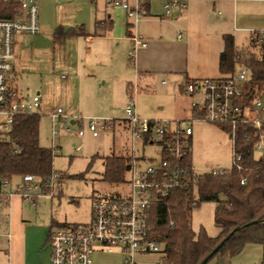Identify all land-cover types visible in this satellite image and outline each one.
<instances>
[{"label": "built area", "instance_id": "1", "mask_svg": "<svg viewBox=\"0 0 264 264\" xmlns=\"http://www.w3.org/2000/svg\"><path fill=\"white\" fill-rule=\"evenodd\" d=\"M12 1V0H3ZM20 8L13 20H0V132L10 133L16 118L39 114L42 99L40 93L23 95L10 82L13 73L14 35L26 32L39 34V10L37 0H17ZM152 0H105L106 11L121 9L126 13L131 26L136 28L144 17V7ZM188 0H163L165 16L174 10L183 12ZM181 38V35H179ZM135 59L137 51L148 46L140 34L130 38ZM92 43V39H88ZM250 50L259 59H264V31H250ZM250 72L244 66L227 76L216 79L185 80L181 85L187 101L175 109L174 118L150 119L137 112V102L131 96L124 108L125 119L86 118L87 129L78 132L82 137L88 131L94 138L101 132L113 129L116 124L126 125L130 132L131 154L127 193L95 198L92 201V218L85 225L51 229L50 264H93L95 251H120L124 264H139L140 256L161 253L163 244L155 237L151 224L153 203L166 199L177 189L190 187L192 178L184 162L192 156L191 147L194 124L211 123L230 129L232 144V167L241 169V155L236 152V133L239 125H252L259 134L255 145L256 155H264V94L242 105L244 87ZM165 85L166 80L162 79ZM136 88V87H135ZM134 88V90H135ZM52 141L59 134L58 124L65 133L70 131L67 117L62 110L50 116ZM60 129V128H59ZM152 146L156 150L151 157L137 154V144ZM145 151V149H144ZM193 162V159H192ZM192 171L196 174V168ZM214 175L224 170H207ZM59 173L40 179L33 175L22 176L18 181L0 183V226L2 215L8 212L14 197L36 203L52 196ZM244 184V181H242ZM1 236V233H0ZM7 238L10 235H6Z\"/></svg>", "mask_w": 264, "mask_h": 264}, {"label": "rangeland", "instance_id": "2", "mask_svg": "<svg viewBox=\"0 0 264 264\" xmlns=\"http://www.w3.org/2000/svg\"><path fill=\"white\" fill-rule=\"evenodd\" d=\"M70 1H73V5H70ZM251 1L241 4L238 10L240 23L235 24L233 16H229L230 33L234 31L235 26L243 29L236 34H238L239 48L245 51L250 49L247 45L250 32H246V29L264 31V0ZM85 3H89L88 7L91 5V10L94 11L95 4L101 9L105 0H52L54 5L51 7V12L52 15L57 13L58 16H64L65 13L67 16L77 15L86 12ZM151 7L152 11L161 12L159 2L151 1ZM72 53L73 51L66 46L36 47L34 35L26 32L14 35V71L10 76V82L23 95L40 93L42 99L39 111L40 144L54 151L53 170L59 173L60 179L55 184L52 196L40 199L36 207L34 203L14 197L8 213L4 215L9 222L5 228L6 232H10L14 237L15 233H22L24 226L29 225L28 243H36L42 236L47 235L45 248L49 251L50 246L47 241L51 228L85 225L92 218L93 199L116 196L129 190L126 182L130 174L127 171L124 181L119 184L104 181L103 174L106 158L130 156V132L122 131L118 124L113 129L101 132L97 138L87 131L80 137L78 132L82 127L87 129L86 118L114 119L117 122L123 120L124 108L131 97L119 87L118 82L116 84L112 80H107L105 83L102 79L106 76L103 69L88 66L84 72L82 64L78 74L80 76L84 74V77L78 86L86 90L89 102L71 97L76 72L68 67L67 61L72 57ZM75 53H78L81 61L87 56L88 50L80 46ZM93 70L95 73L91 72ZM152 88L156 92L155 95L147 92L148 96L147 93H142L136 97L138 113L151 119L170 116L173 106L172 93L168 88L161 86L157 79ZM177 101L183 103V100ZM58 110H62L63 115L67 117L70 131L65 133L58 124L59 134L52 141V124L49 116ZM155 150V147H143L141 143L137 144L138 156L143 154L151 157ZM191 152L196 172L200 175L207 173V170L228 171L232 168L231 140L229 135L217 125L194 124ZM215 210L216 203L205 202L193 212L192 227L196 233L203 229L212 238L219 235L220 229L215 223ZM9 250L11 251V247ZM161 258V253L140 256L139 264H159ZM92 259L93 264H124V256L120 251H95ZM8 262L9 255L0 253V264H8ZM216 262L217 259L214 258L208 264H216ZM231 264H264V248L260 245L248 244L232 258Z\"/></svg>", "mask_w": 264, "mask_h": 264}, {"label": "crops", "instance_id": "3", "mask_svg": "<svg viewBox=\"0 0 264 264\" xmlns=\"http://www.w3.org/2000/svg\"><path fill=\"white\" fill-rule=\"evenodd\" d=\"M154 1L160 3L161 12L152 11L150 1L144 7L143 19L136 28H133L123 10L108 12L105 4L101 9L95 4L93 11L91 5L88 7L89 3H85L86 12L58 16L57 13L52 15L51 7L54 5L52 0H37L39 34L34 35V45L36 47L51 45L55 48L66 46L73 51L67 64L76 72L71 95L74 99L78 98L84 102L88 100L86 90L78 86L84 77V74L83 76L78 74L81 64L84 72L88 66L100 67L106 75L102 78L105 83L107 80H112L116 84L118 82L119 87L135 99L142 93L151 92V95H155L152 85L157 79L158 83L168 88L173 95L171 114L165 118H174L179 103L177 100L187 101L181 91V85L185 80L221 77L219 58L224 49L223 37L233 36L235 47L241 50L237 44L236 32L243 29L235 26V32L230 33L229 16H233L235 24L240 23L238 10L241 4L252 1L188 0L186 10L183 12L174 10V15L172 13L169 17L165 16L163 0ZM70 5H73V1H70ZM251 30L253 29H246V32ZM135 33L143 36L148 46L137 51L135 59H132L134 50L130 38ZM89 38L92 39L91 44ZM247 45L250 46V37ZM80 46L88 50L87 56L81 61L78 53H75ZM91 72L95 73L94 70ZM162 79L166 80L165 85L161 84ZM146 95L148 96V93ZM119 128L122 131L128 130L126 125L122 124ZM193 140L194 134L192 145ZM4 215L0 226V253L9 255L8 264H50V251L45 248L47 235L42 236L36 243L29 244L30 226L25 225L22 233H15L12 237L10 232H6L5 227L9 222ZM6 235L10 237L7 238Z\"/></svg>", "mask_w": 264, "mask_h": 264}, {"label": "trees", "instance_id": "4", "mask_svg": "<svg viewBox=\"0 0 264 264\" xmlns=\"http://www.w3.org/2000/svg\"><path fill=\"white\" fill-rule=\"evenodd\" d=\"M19 8L17 0H0V20L15 19ZM223 41L219 72L227 76L239 66L249 70L250 79L241 101L242 105L249 104L264 94V59L257 58L250 49L238 50L231 35H225ZM40 122V114L21 116L14 121L10 133L0 134V183L25 175L40 179L51 176L55 155L40 144ZM219 127L230 135L228 127ZM258 140L254 126L239 125L236 152L241 155V169L232 167L223 174H196L192 171V156L186 159L184 166L193 180L190 187L173 191L166 199L154 202L151 209L155 237L163 244L159 264H200L237 228L240 229L213 256L216 264H231L248 244L264 248V155L257 157L255 153ZM129 163L128 157L106 158L103 180L122 183ZM205 202L216 203L215 223L220 233L215 238L203 229L196 233L192 227L193 212Z\"/></svg>", "mask_w": 264, "mask_h": 264}, {"label": "water", "instance_id": "5", "mask_svg": "<svg viewBox=\"0 0 264 264\" xmlns=\"http://www.w3.org/2000/svg\"><path fill=\"white\" fill-rule=\"evenodd\" d=\"M240 228H237L234 232L238 231ZM233 232V233H234ZM226 237L200 264H208V262L213 258V256L224 246V244L229 240L230 236Z\"/></svg>", "mask_w": 264, "mask_h": 264}]
</instances>
